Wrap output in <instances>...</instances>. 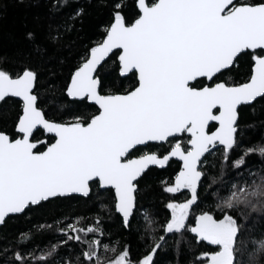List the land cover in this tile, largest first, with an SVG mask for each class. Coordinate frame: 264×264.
<instances>
[{
    "label": "snow or ice",
    "instance_id": "snow-or-ice-1",
    "mask_svg": "<svg viewBox=\"0 0 264 264\" xmlns=\"http://www.w3.org/2000/svg\"><path fill=\"white\" fill-rule=\"evenodd\" d=\"M67 4L54 0L51 10ZM100 6L108 8L109 22L62 85L69 103L60 105V118H49L42 106L37 71L27 64L5 67L0 57V102H20L14 132L0 130V227L44 202L95 197L99 203L93 216L73 213L37 225L57 234L45 248L21 247L33 230L22 232L15 246L0 247V264H156L169 235L178 237L177 256L186 246L188 264H245V255L247 264H261L264 233H253L264 220V164L253 171L248 157L264 160V144L241 147L239 116L241 106L264 100V0H134L131 13L125 0H100ZM83 14L76 9L72 23L58 25L51 38H60L61 27L71 31ZM113 56L117 78H133L126 88L104 82L103 63ZM242 56L248 68L237 79L233 72ZM90 105L94 112L84 110ZM153 143L169 150H139ZM217 154L220 175L209 177ZM171 158L180 168L161 181L162 191L184 199L170 197V215L161 223L140 205V183L150 166L163 168ZM229 166L237 173L231 180L225 178ZM205 178L210 183L202 196ZM209 198L214 206L200 207ZM105 212L108 219L118 216L125 230L139 214L146 243L135 259L130 244L121 248L111 241Z\"/></svg>",
    "mask_w": 264,
    "mask_h": 264
},
{
    "label": "trees",
    "instance_id": "trees-1",
    "mask_svg": "<svg viewBox=\"0 0 264 264\" xmlns=\"http://www.w3.org/2000/svg\"><path fill=\"white\" fill-rule=\"evenodd\" d=\"M54 0H0V57L6 58L5 67L16 68L27 64L34 68L38 75L37 91L41 94V98L45 100L42 105L47 109L49 118L61 117V104H68V98L63 95L62 85L68 78L70 71L74 70L79 57L83 55L87 46H91L95 41L102 37V29L109 22V10L100 6V0H68V4L57 12L51 10V4ZM125 11L131 13L134 11V0H125ZM83 8V16L75 22L71 31L60 29L61 36L59 39H52L51 36L56 35L58 25H63L66 20L78 9ZM68 23L72 22L68 20ZM33 33L34 38L29 40L26 38L27 33ZM115 57L107 59L103 63L101 74L104 82L109 87L115 89H123L133 83V78L129 76L127 79L117 78V71L113 70V61ZM248 58L242 56L239 61V67L233 72L237 79L241 78L247 71ZM7 102H0V130H6L9 133L14 132V120L16 111L19 107V100L16 98H6ZM83 109V106H80ZM91 113L95 111V106H88L84 109ZM66 118V117H65ZM240 126V143L241 147H249L252 145L264 144V100L257 98L251 107L241 106L239 116ZM35 136L40 139L46 137L41 135L39 131L35 132ZM140 151H157L164 154L169 150L168 144L157 145L149 144L147 148L140 146ZM220 150L218 149L217 152ZM239 148L233 153L232 160L237 158ZM138 154V153H137ZM208 163L214 162L213 156H208ZM220 156L215 157L216 167L209 168L208 176L220 175ZM264 160L259 154H253L248 157V167L253 171H258ZM180 163L172 158L164 168L150 167V171L144 176L140 183L143 199L140 205L144 208L154 210L157 215L155 219L164 222L165 217L170 215V211L165 205L169 202L171 196L175 195L177 201L184 199L181 194H167L162 191L161 181H166L174 177L179 171ZM247 171V167L242 169ZM237 176V173L229 166L225 174V178L231 180ZM210 183L208 178L204 179V187L200 189L201 195L204 196V188ZM213 190H215L213 188ZM93 200L85 201L83 199L59 200L53 202H44L40 207H33L26 210L22 215L13 216L8 220L7 224L0 227V247L12 244L19 239L22 232H32V239L24 242L21 247L26 249L45 248L49 243H55L57 234L55 229L48 232H40L37 225L49 224L53 225L54 221L69 216L73 213L80 216H93L99 211V203ZM205 204H213L209 198L203 200L200 207ZM200 208H194V212H199ZM105 216V228L111 233L110 239L113 243L120 242L122 248L125 244H130L133 258L142 253L145 249V240L140 238L144 231V223L137 214V219L132 221L131 230H125L118 224L119 217L108 219ZM259 218V214L253 217V221L249 222V227L253 226V222ZM243 223V219L241 220ZM139 226V231L137 227ZM264 233V220H260L255 224L253 235L259 238ZM190 235V234H189ZM177 236H168V245L161 249L155 255L156 264H188L192 258L187 252L186 246H181V254H176L175 240ZM63 251V250H61ZM37 255L40 253L37 252ZM198 254V253H197ZM247 264L248 256L242 257ZM264 264V260L261 261Z\"/></svg>",
    "mask_w": 264,
    "mask_h": 264
},
{
    "label": "water",
    "instance_id": "water-1",
    "mask_svg": "<svg viewBox=\"0 0 264 264\" xmlns=\"http://www.w3.org/2000/svg\"><path fill=\"white\" fill-rule=\"evenodd\" d=\"M13 98H15V97H13ZM16 99H19V98H16ZM172 159V158H171ZM174 159H176L179 163H181L179 160H178V158H174ZM150 167H157V168H160V167H158V166H150ZM165 167V166H164ZM163 167V168H164Z\"/></svg>",
    "mask_w": 264,
    "mask_h": 264
},
{
    "label": "flooded vegetation",
    "instance_id": "flooded-vegetation-1",
    "mask_svg": "<svg viewBox=\"0 0 264 264\" xmlns=\"http://www.w3.org/2000/svg\"><path fill=\"white\" fill-rule=\"evenodd\" d=\"M19 100V99H18Z\"/></svg>",
    "mask_w": 264,
    "mask_h": 264
}]
</instances>
